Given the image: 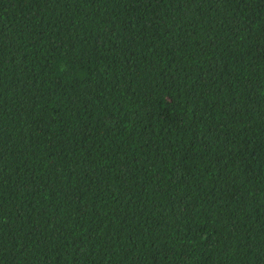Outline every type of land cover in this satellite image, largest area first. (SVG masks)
<instances>
[{"label":"trees","instance_id":"trees-1","mask_svg":"<svg viewBox=\"0 0 264 264\" xmlns=\"http://www.w3.org/2000/svg\"><path fill=\"white\" fill-rule=\"evenodd\" d=\"M0 264H264V0H0Z\"/></svg>","mask_w":264,"mask_h":264}]
</instances>
